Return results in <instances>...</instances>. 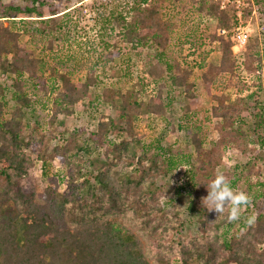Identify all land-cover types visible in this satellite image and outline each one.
I'll list each match as a JSON object with an SVG mask.
<instances>
[{
	"label": "trees",
	"instance_id": "trees-1",
	"mask_svg": "<svg viewBox=\"0 0 264 264\" xmlns=\"http://www.w3.org/2000/svg\"><path fill=\"white\" fill-rule=\"evenodd\" d=\"M64 1V9L58 11L44 0H0V264H169L176 256L179 264H264V251L259 250L264 243V100L261 84L240 98L247 89L238 80L245 69L264 79L260 38H248L238 53H232L231 33H217L238 25L236 11L221 9L216 0H109L91 28H80L81 32L72 29L71 20L65 21L72 6L70 0ZM251 3L264 14V0ZM248 14L245 10L243 17ZM82 36L95 38L103 56L95 60L87 56L85 63L95 61L94 67L87 69L84 80L75 82L74 56L63 60L66 54H61L69 38ZM213 43L219 45L216 65L208 62L212 51L208 47ZM30 46L41 48L34 52ZM185 46L197 51L192 64L182 52ZM139 48L145 50V58L131 62V52ZM122 50L127 51L124 57ZM116 60L121 67L115 72L116 80H110L114 86L110 104H119L130 114L150 115L169 134L177 128L183 132L184 145L159 146L162 140H158L149 165L142 166L143 158H137L136 150L140 148L146 157L150 146L141 144L140 138L130 143L109 142L106 152L128 163L136 157L138 177L112 178L113 164L105 153L102 160H89L87 172L75 170L71 182L83 176L79 184L71 183L70 192L47 187L38 198L27 181L30 163L23 155L27 144L20 130L32 104L29 94L45 73L58 77L54 102L70 116L74 105L87 101L89 106L98 100L99 76ZM136 63L144 78L139 77L125 93L124 79H129L131 64ZM194 69L200 71L209 95L204 104L196 100L191 82ZM4 77L10 80L12 92L13 112L8 120L2 118L7 105ZM107 97L104 93L100 103L108 101ZM182 116L188 121L182 123ZM212 128L230 143L235 141L236 147L243 141L259 145L255 156L223 173L234 190L244 188L250 197L247 209L233 222L227 221V212L218 217L202 206L210 181L199 175L213 168L204 141ZM127 129L126 124L115 125L113 120L101 122L90 139L103 143L108 133ZM74 147L83 150L78 144ZM83 151L88 152L86 147ZM258 162L262 166L256 182L251 183L245 173ZM182 165L189 167L185 173L193 189L174 188L168 215L159 202L164 191L156 180ZM42 172L46 175V170ZM185 213L194 216L201 227L199 235H180V216ZM235 225L238 228L230 236L220 233Z\"/></svg>",
	"mask_w": 264,
	"mask_h": 264
},
{
	"label": "rangeland",
	"instance_id": "rangeland-1",
	"mask_svg": "<svg viewBox=\"0 0 264 264\" xmlns=\"http://www.w3.org/2000/svg\"><path fill=\"white\" fill-rule=\"evenodd\" d=\"M13 0H2L4 3L12 2ZM16 1V0H14ZM47 3H51L56 6L58 11L64 9V0H44ZM239 2H232L231 0H216L220 4L221 9H228L229 7L236 11V16L238 18V25L242 30L248 35V38H260V46L262 49V55L264 56V14L259 12V7L252 5L251 0H239ZM71 8L67 13L68 16L65 17V21H72L71 27L74 30L81 32L80 28H85L92 26L93 22L96 21L98 14L102 12L103 8H107L105 3L109 0H70ZM102 7V8H101ZM124 10V9H122ZM249 11L246 18L243 17L244 11ZM100 12V13H99ZM76 26V27H75ZM231 28L224 33L218 30L217 34H229L231 33ZM228 32V33H227ZM22 41H25L22 38ZM174 39V38H173ZM182 40V38H178ZM113 40L110 38L106 39V42L111 43ZM176 42V41H174ZM112 44V43H111ZM39 48L29 47V50L39 51ZM211 53L209 55L208 62L213 65L217 64L219 58V45L212 44ZM58 55L60 49L56 48ZM183 54L189 56V62L192 64L196 58L195 48L185 46L182 49ZM35 52V51H34ZM100 52V53H99ZM127 52L126 50L121 51V57ZM152 51L149 50V54ZM232 53L233 50H232ZM63 60L69 55L74 56V80L75 82H81L84 80L87 69H93L94 62L91 64L85 63V58L89 56L90 58H95L101 54L102 51L100 47L97 46V41L95 38H69L63 45L62 54L64 55ZM235 54V53H234ZM60 55V56H61ZM131 62H136L138 59H144L145 50L140 48L130 54ZM195 57V58H194ZM50 59V58H48ZM51 60V59H50ZM56 61V60H55ZM71 64V62H70ZM71 64V66L73 65ZM118 60L116 62L108 65L104 73L99 76V81L102 85L96 88V94L98 100L92 101L91 105H87V101H82L72 107V114L70 116H65L62 111H59L60 105L54 102L57 96V91L54 88H59L58 77H52L47 72L39 78L37 81V89L29 94V98L32 101L31 107L26 111V115L22 118L21 124V135L27 144V147L23 149V155L28 159L30 165L28 168L27 181L31 182L34 192L38 198L42 195V191L47 188H53L59 193H68L71 190V183L77 185L81 182V177L83 174L75 179L73 182L70 178H74L75 170H80L83 173L88 170L89 160L100 159L102 160L104 154H108V159L112 162L113 166L110 170V176L114 179H118L119 176H129L138 177L135 169L136 167V157L130 162H124L121 158H117L113 153L109 151L106 152L107 144L109 142L113 144H118L119 141L130 143L132 138H140L141 144L144 146H150V148L142 155L140 148H136L137 158L138 156L143 158L142 166H148L152 153L156 151L157 141L162 140L159 146L177 145L178 143L182 147L184 145L183 132L175 128L174 133L169 134L167 132V127L159 121H153L150 115H142L140 113L133 114L129 113L128 109L121 108L116 104L115 107L110 104L111 95L113 94V85H110V80L118 77ZM111 68H113L111 72ZM100 73V69H96ZM63 73V72H62ZM61 73V74H62ZM98 74V73H97ZM144 78L141 73V68L138 63L136 65L131 64V70L129 74V79H124L123 85L125 93L130 89V86L137 82L139 77ZM238 80H240L244 90V93L240 95L242 98L248 91H257L256 85L261 84L262 93H260L261 99L264 100V79L257 75L251 70H242L239 74ZM194 82V90L196 94L197 102L204 104L208 100L209 95L205 92L200 79V71L197 69L193 70L191 82ZM126 83H128L126 85ZM3 85L5 101L7 105L3 109V120H8L13 112L12 102L10 100L12 92L10 90V80L4 77ZM43 88H46L43 90ZM139 89L138 86L134 87V91ZM47 91V93H45ZM147 91H151V87L147 88ZM106 93L108 95V101L101 102V96ZM231 99H234L235 95H230ZM146 101V97H143ZM264 102V101H263ZM180 104H176L175 108H179ZM87 106V107H85ZM129 105V110H130ZM85 107V108H84ZM121 109L124 111V115L119 117V112ZM113 120L115 125L126 124L128 129L124 133H108L103 139V143L93 142L90 139V133L96 132L99 123L108 122ZM182 123L188 121L184 116L181 117ZM211 131L207 133L204 138L206 148L210 153L208 157H211V163L213 162V168L208 169V173L199 175V178L206 181H211L218 173L230 172L237 164L238 161H246L248 158L253 157L257 154L259 150V145L248 142H237L238 147L235 146L236 142L230 143V140L223 139L225 135L219 133L215 129H210ZM75 144L81 146L84 150L86 147L88 152L83 150L76 151ZM109 147V146H108ZM191 150V148H190ZM158 151V150H157ZM144 156V157H143ZM150 158V159H149ZM214 164L216 167H214ZM262 165L258 162L254 165L251 171H246V176L249 182L255 183L257 180V171ZM189 167L187 165H182L172 172H170L166 177L156 180V186H161L163 188V194L161 195L159 202L165 206V213H171V207H169V202L174 197V188L180 187L184 191L192 190L188 183V176L185 173ZM46 170V175L42 171ZM237 189V191H244V188ZM245 192V191H244ZM167 203V204H166ZM247 209V206L241 210V213ZM182 229L180 230L181 236L192 237L199 235L201 227L196 223L194 216H189V213H185L180 216ZM238 225L232 227V229H221L220 233L223 236H230L236 231ZM243 230L239 229V233H243ZM259 250L264 251V243L259 245ZM177 257V256H176ZM173 257L169 264H179L178 258Z\"/></svg>",
	"mask_w": 264,
	"mask_h": 264
},
{
	"label": "clouds",
	"instance_id": "clouds-1",
	"mask_svg": "<svg viewBox=\"0 0 264 264\" xmlns=\"http://www.w3.org/2000/svg\"><path fill=\"white\" fill-rule=\"evenodd\" d=\"M207 195L202 199V206L208 211H215L219 216L226 214L228 222L236 221L241 216L250 197L244 191H237L231 187L230 181L223 173H218L207 185ZM253 218L249 219V223Z\"/></svg>",
	"mask_w": 264,
	"mask_h": 264
},
{
	"label": "built area",
	"instance_id": "built-area-1",
	"mask_svg": "<svg viewBox=\"0 0 264 264\" xmlns=\"http://www.w3.org/2000/svg\"><path fill=\"white\" fill-rule=\"evenodd\" d=\"M232 2H239V0H231ZM223 6H220V8ZM221 33H224V31H221ZM232 40H233V46H232V50L233 52L236 54L240 51V49H242V47L246 44L247 39H248V35L242 30V28L240 27V25H237L235 28H233L232 30V36H231Z\"/></svg>",
	"mask_w": 264,
	"mask_h": 264
}]
</instances>
